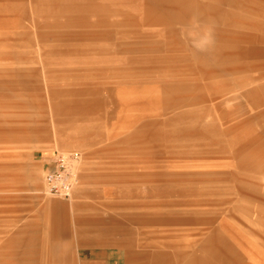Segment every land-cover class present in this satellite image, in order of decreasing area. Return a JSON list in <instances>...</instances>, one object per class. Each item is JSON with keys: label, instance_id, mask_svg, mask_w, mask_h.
I'll return each instance as SVG.
<instances>
[{"label": "rangeland", "instance_id": "obj_1", "mask_svg": "<svg viewBox=\"0 0 264 264\" xmlns=\"http://www.w3.org/2000/svg\"><path fill=\"white\" fill-rule=\"evenodd\" d=\"M85 248L264 264V0H0V264Z\"/></svg>", "mask_w": 264, "mask_h": 264}, {"label": "built area", "instance_id": "obj_2", "mask_svg": "<svg viewBox=\"0 0 264 264\" xmlns=\"http://www.w3.org/2000/svg\"><path fill=\"white\" fill-rule=\"evenodd\" d=\"M83 156L79 152H56L42 180V193L51 197L72 199L80 183Z\"/></svg>", "mask_w": 264, "mask_h": 264}, {"label": "crops", "instance_id": "obj_3", "mask_svg": "<svg viewBox=\"0 0 264 264\" xmlns=\"http://www.w3.org/2000/svg\"><path fill=\"white\" fill-rule=\"evenodd\" d=\"M21 1H25V0H21ZM5 56L10 58L11 54L8 53ZM92 246H93V248L96 247L97 249L105 247L104 243L101 242V241L98 242L95 245H92ZM110 246H112V245H109L108 247H110ZM82 252H85L86 254H84V256H83ZM105 256H106V254L104 255L103 252H96V251H91L90 252V250L87 249V248L83 249L82 251L79 250V252H78V257L82 260V264H97L96 259H98L100 257L102 258V257H105ZM50 258H52V255H51ZM139 258H138V255H132V256L127 255L126 264H139V262H137V261H139Z\"/></svg>", "mask_w": 264, "mask_h": 264}]
</instances>
